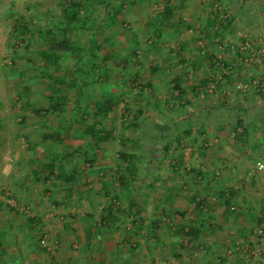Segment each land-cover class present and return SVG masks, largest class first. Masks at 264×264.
I'll return each mask as SVG.
<instances>
[{"label": "rangeland", "instance_id": "obj_1", "mask_svg": "<svg viewBox=\"0 0 264 264\" xmlns=\"http://www.w3.org/2000/svg\"><path fill=\"white\" fill-rule=\"evenodd\" d=\"M171 1L181 3V0ZM57 2L0 0V181L16 175L26 159H32L31 165L35 166V158L43 151L37 146L42 142L61 144L72 154L87 149L88 142L82 134L84 120L101 123L114 128L115 140L104 145L105 156L111 161L104 165L108 172L100 170L106 174L105 181L96 179V185L100 190L108 188L109 192L116 188L117 177L112 173L116 167L125 166L118 161V140L129 138L132 141L129 154L134 156L131 164L136 168L131 180L133 197L146 212L148 223L146 227L143 224L138 235L154 234L149 237L147 248L149 264H264V234L255 223L257 218H264V172L255 170V164L264 158V0H186L172 22L178 33L169 25L162 26L164 38L156 47L147 45L146 27L166 0H126L119 19L139 34L142 47L138 58L130 56L124 43L113 48L108 62L111 79L69 91L63 119L60 114L44 112L46 95L51 92L47 85L51 82L40 74V53L44 47L37 31L39 27L61 22L69 38L85 40L87 35L60 13ZM215 21L220 25L214 26ZM120 28H113L117 40L121 39ZM214 30L217 35L212 33ZM96 39L102 40V35ZM210 56L215 60H210ZM60 63L64 66L58 75L65 77V67L72 63L67 58ZM151 66L157 68L155 75L150 73ZM174 76L185 91L180 101L175 99L176 92L169 84ZM134 77L151 88L131 86L130 82L125 85ZM117 94L125 95V101L118 100L115 109L104 118L77 117L78 107L92 115L101 96ZM125 103L130 107L129 113L123 112ZM203 107L213 111L202 112ZM138 109L142 115L134 121L132 117ZM33 110H39V115L33 114ZM237 119L244 122L247 131L243 132L242 127L236 132L230 130ZM163 126L165 130L160 128ZM57 132L62 141L43 136ZM204 142L207 148L201 153L197 148ZM28 145L33 146L30 149ZM216 154L228 158V163L208 164V157ZM114 156L116 161L112 159ZM147 159H150L148 165L144 164ZM203 167L204 174L210 173L209 176L195 178L197 170ZM28 168H23L24 172ZM4 183L0 182V188ZM228 191L233 193L230 206L222 203ZM221 193L223 196L219 197ZM0 197V205L11 203L13 210H29L10 189H0ZM110 198V193L103 198L104 205V199L109 202ZM192 198L204 199L205 206L214 211L220 209L216 214L220 229L210 231L211 220L204 216L196 241L178 238L170 233L172 229L163 226L156 232L149 229L158 219L175 227L191 226L195 215ZM100 206L94 211L96 215H101ZM115 209L121 213L120 230L127 226L132 233L139 228L125 217V202ZM163 210H168L169 216ZM241 215L246 228L239 224ZM98 221L100 226L98 223L96 226L107 232L105 228H109L107 223L111 219L106 221V227L105 220ZM120 230L109 234L113 236ZM49 233L45 230L36 239L37 244L48 238ZM56 240L59 250L61 242ZM136 244L133 250L141 246L139 242ZM57 249L52 250L54 255ZM82 249L77 250L82 253Z\"/></svg>", "mask_w": 264, "mask_h": 264}, {"label": "crops", "instance_id": "obj_2", "mask_svg": "<svg viewBox=\"0 0 264 264\" xmlns=\"http://www.w3.org/2000/svg\"><path fill=\"white\" fill-rule=\"evenodd\" d=\"M212 111L209 107L202 108V112L205 113ZM233 128L230 130H233ZM242 131H247V127L243 121ZM104 145L100 147V152L94 155L93 165L89 166V164L83 163V160L79 159L76 153L66 152L63 145L42 142L37 146L39 149H43V151L40 153L41 156L35 158V161H37L35 166L31 165L32 159H26V162L30 164L24 162L21 167L18 164L19 166H17L21 169L16 171V175L8 176L4 181H0L5 182L0 189H10L19 203L29 208V210H18L17 208L13 210L11 203L0 205V264H149L150 255H148L147 248L150 244L149 237H153L154 234H145L140 237L138 235L139 230L144 228L143 224H145V227L148 226L147 217L145 218L146 212H143L144 209L139 207L142 219L141 225H139L140 229L138 228L135 232L133 231L129 236L125 235V228L122 227L123 229L120 230L118 227L120 213L118 209L113 207V214H106L104 212L106 207L110 206L111 198L116 195L119 188L118 184H116V188L112 187L111 192H109L108 188L100 190L96 185V179L101 181L102 178L106 177V174L100 172V170L108 172V169H104V165L110 164L111 161L105 156L106 148ZM32 146L28 145L27 147L31 149ZM86 148V150L90 148V143H87ZM205 148H207L206 142L197 149L201 150V153H204L206 151ZM62 154H68L69 156L64 163L58 157ZM116 157L114 156L112 159L116 161ZM210 157H208V164H211V166L228 163V158H224L220 154H216L215 156L210 155ZM131 160L133 159H130L129 164L132 166ZM49 161H52L55 166H63L66 175L75 174L74 180L71 183H66L58 176L57 170H55V175H49L47 169V162ZM149 163L150 159H147L144 164L148 165ZM100 165H103V167H99ZM23 168L25 170L28 168V171L24 172ZM117 168L112 173L114 177H117ZM205 170L203 167L202 170H197L196 173L201 172L203 177H208L210 173L204 174L203 171ZM212 171H214L213 167ZM211 174L214 173L211 172ZM133 178V176H130L128 187L131 190V199L137 205V201L133 197L134 189L131 187V180ZM109 193L111 200L107 202L104 199L106 203L104 205L103 198L109 195ZM220 196L222 197L223 194L221 193ZM43 200L46 202L43 203ZM125 200L120 203L123 204L125 202L127 207L125 217L128 218V222L136 223L134 221L136 219L135 212L130 208V200ZM196 201L202 202V204L196 207L194 203ZM196 201H193L192 198V210L193 214H195V217H192V225L200 229L199 235L203 228L202 225H204L203 216L211 220L208 223L210 231H214L217 228L220 229L221 224L216 222V214L220 212V209L214 211L212 208H207L204 199L199 198ZM99 205L102 208L100 210L101 215H96L94 211L99 209ZM167 212L168 210H163V214ZM168 213L166 214L167 216H169ZM173 213L176 215L180 214L178 211H173ZM110 219L111 221L107 223L109 228H107L106 221ZM238 219L239 224H244V221H242L244 217L242 215ZM258 219L255 220V223H257ZM98 220H105L104 226L107 232L96 226L97 223L100 226V221ZM162 226L164 229H172L170 233L179 238L175 232V229L178 227L171 226L164 221L161 222L160 219L152 222L149 225V229H156L154 231L156 232ZM125 227L127 228V226ZM244 228H246L245 224ZM45 230L50 231L48 234L49 240L59 239L61 242L60 249L56 248L58 251L55 255L54 251L56 249L52 252L47 251L36 242V239L41 238ZM112 230H120V232H116L111 236L109 232L112 233ZM242 232L243 234L245 233L244 230ZM198 239L199 237H197ZM138 242L141 245L138 248L139 250L130 248L133 243L135 246L138 245L136 244ZM160 245L162 244L159 243V247ZM78 248H83V252L80 253L77 250ZM43 249L45 252L42 251ZM154 255L155 253L152 254L153 258H155ZM211 256L216 257V255Z\"/></svg>", "mask_w": 264, "mask_h": 264}, {"label": "trees", "instance_id": "obj_3", "mask_svg": "<svg viewBox=\"0 0 264 264\" xmlns=\"http://www.w3.org/2000/svg\"><path fill=\"white\" fill-rule=\"evenodd\" d=\"M186 0H181L180 4H174L171 0H166L165 5L162 6L160 12H158L153 19L147 24V31L145 36H147L148 46L156 47L157 44L161 42L164 35L161 33L162 26L169 25L172 27L174 32L177 34V28L173 24V20L178 16V12L182 10V5ZM126 0H120L116 3V0H58L57 7L61 14H65L70 18V20L79 25L80 30L86 33L87 37L85 40H79L69 38L62 29L61 22L54 26L39 27L37 31V38L43 45V49L40 53V59L42 61L40 67V74L44 78H48L50 84L48 88L50 93L46 95L47 109L44 111L47 114L56 116L60 114L62 119L64 118L65 103L67 101V96L69 91H74L79 88H86L91 84H96L99 80L109 81L112 70L108 67V62L111 59L110 51L117 47L119 44L124 43L129 48V54L132 58H138V53L141 50L142 42L140 41L139 34L134 30L128 28L125 23L119 19L120 14L124 11ZM100 13L99 17L96 16ZM230 21L227 22V26L230 27ZM214 26L220 25L219 22H212ZM115 27H121V39L114 38ZM24 28V27H23ZM25 30L27 28H24ZM113 29V30H112ZM16 30V29H15ZM57 30V31H55ZM60 30V31H59ZM117 33V32H116ZM217 35L215 30L212 32ZM175 34V35H176ZM102 35V40L98 41L97 36ZM102 50H106V53H102ZM65 58L71 61L65 67L66 76H59V72L64 64L60 62ZM210 60H215L212 56ZM218 63L219 61L216 60ZM49 71H52L50 74ZM157 68L155 66L150 67V73L155 75ZM137 72V76H138ZM131 86L139 85L143 88H151L150 84L142 85L136 81V78L129 79L128 83ZM133 83V84H132ZM171 89L176 92L175 99L180 101L185 91L179 85V78L173 77L169 80ZM25 91L28 90V86L25 85ZM119 96V98H117ZM125 95L117 94L112 96H101L99 98L98 104L96 105V110L92 115H90L88 110H82L81 108L76 109L81 120L90 116L104 118V115L113 111L117 105V101H123ZM125 101V100H124ZM123 108L124 113H129L130 107L125 103ZM39 110H33V114L39 115ZM142 115V110L138 109L136 114L132 117L134 121H137ZM242 127V121L237 119L234 125V132ZM161 129H166V127H160ZM244 132V131H243ZM83 137L86 141L90 143V148L88 150H75L79 159L83 160V163L93 165L94 155L100 152V147L104 144H109L115 140L114 128L104 127L103 124H97L95 122L84 120ZM45 139L62 141L61 136L57 134H43ZM131 140L127 137H122L118 140L120 146L118 152V158L120 165H125L121 169L117 168V184L118 189L116 195L111 199L110 206L106 207L104 212L106 214H113V207L119 206V204L127 199L130 200V208L134 213L136 219L134 220L138 225H141L142 219L140 216V208L134 204L132 201L131 190L128 187L130 176H134L135 167L129 164L130 159H133V154H129L131 148ZM60 160L64 163L68 154H62L58 156ZM47 169L49 175H55V170L58 171V176L62 178L66 183H71L74 180L75 174L66 175L64 172V167L55 166L52 161L47 162ZM194 172V171H193ZM202 178L201 172L195 175V178ZM223 205L230 206L233 200V193L228 191L227 195L222 198ZM192 201V200H191ZM193 201H196L193 198ZM198 202V201H196ZM202 202H198L196 207H199ZM256 226L261 228L264 234V218H259L257 220ZM140 229V227H139ZM130 229L126 228V235H130ZM176 234L181 238L188 237L191 241L197 240L199 237L200 229L195 227V225L182 226L175 229ZM43 239V238H42ZM41 241V240H40ZM133 248H136L134 244Z\"/></svg>", "mask_w": 264, "mask_h": 264}, {"label": "built area", "instance_id": "obj_4", "mask_svg": "<svg viewBox=\"0 0 264 264\" xmlns=\"http://www.w3.org/2000/svg\"><path fill=\"white\" fill-rule=\"evenodd\" d=\"M261 166H264V158L255 164L256 172L258 173L264 172V167H261ZM1 199L2 197H0V202L2 201ZM40 245L45 250L52 251L58 247V241L56 239L49 240L47 237H44L43 239H41Z\"/></svg>", "mask_w": 264, "mask_h": 264}, {"label": "clouds", "instance_id": "obj_5", "mask_svg": "<svg viewBox=\"0 0 264 264\" xmlns=\"http://www.w3.org/2000/svg\"><path fill=\"white\" fill-rule=\"evenodd\" d=\"M261 167H264V166H261ZM5 175L8 174V169H5V172H4Z\"/></svg>", "mask_w": 264, "mask_h": 264}]
</instances>
